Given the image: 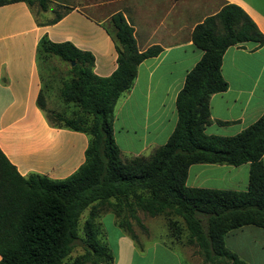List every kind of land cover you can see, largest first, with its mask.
<instances>
[{"label": "trees", "instance_id": "obj_1", "mask_svg": "<svg viewBox=\"0 0 264 264\" xmlns=\"http://www.w3.org/2000/svg\"><path fill=\"white\" fill-rule=\"evenodd\" d=\"M16 1L37 4L41 10L49 2L0 0V5ZM67 10L55 13L51 22ZM110 22L116 67L105 77L92 71L94 57L89 51L69 41L42 38L38 43L36 55L45 59V71L56 69L54 56L70 64L68 76L58 82L61 99L73 108L63 114L45 107L46 77L38 105L52 125L87 133L88 144L84 162L61 179L38 173L22 176L0 148V264H62L78 239L83 251L66 264H112L113 255L101 238L98 221L106 211L134 240L133 223L147 232L138 212L150 217L178 216L188 232L187 242L197 246L200 264H248L225 247L223 236L245 224L264 227V112L234 135L206 134L204 127L210 122V95L228 86L220 71L225 49L245 41L262 44L264 35L234 3H225L195 25L191 40L203 53L176 94L172 132L148 156L122 159L112 135L116 100L132 86L137 65L161 48L139 51L133 28L121 11L113 12ZM197 162H248L247 188L186 186L188 166ZM86 208L88 214L79 225Z\"/></svg>", "mask_w": 264, "mask_h": 264}, {"label": "crops", "instance_id": "obj_2", "mask_svg": "<svg viewBox=\"0 0 264 264\" xmlns=\"http://www.w3.org/2000/svg\"><path fill=\"white\" fill-rule=\"evenodd\" d=\"M53 3L46 10L24 1L0 5V148L22 176L38 173L61 179L70 175L84 162L89 138L85 132L52 125L38 105L42 83L53 75V69L37 68L40 39L69 41L89 51L94 57L92 71L108 76L116 67V51L111 27L105 22L113 12L121 11L133 28L139 51L150 46L161 48L137 65L132 86L122 92L114 106L112 135L120 157L127 159L148 156L172 132L177 119L176 94L185 74L203 53L191 40L195 25L225 3H234L264 35V0H124L122 7L110 13H101L91 5L69 4L68 10L51 22L60 12L57 8L64 6ZM220 71L228 86L210 95V122L204 132L230 136L264 112V43L245 41L228 46ZM248 173V162H197L188 166L185 185L245 190ZM108 214L112 215L109 230L103 223ZM98 221L106 233L112 264H200V258L185 248L149 239L142 219L147 232H136L133 224L136 240L115 224L112 212L101 213ZM223 241L248 264H264V227L245 224L230 229Z\"/></svg>", "mask_w": 264, "mask_h": 264}, {"label": "rangeland", "instance_id": "obj_3", "mask_svg": "<svg viewBox=\"0 0 264 264\" xmlns=\"http://www.w3.org/2000/svg\"><path fill=\"white\" fill-rule=\"evenodd\" d=\"M53 1H58L63 3L64 6H60L57 8L60 12L67 10L69 8V4H79L81 6H88L91 5L93 6V9L101 12V13H110L124 5L123 1L124 0H49L48 5L54 6L55 4ZM37 5V4H35ZM89 14L91 15H96L97 13L92 10V9H86ZM105 26L111 27L110 29L112 30V24L109 22H105ZM54 59H57L56 56H54ZM36 64L37 68H44L45 64V59L43 57L36 56ZM54 67L56 69H53L52 73L53 75L48 78L46 81L47 83H44V94H43V101L45 103V107L48 110H53L58 113H63V114H70L72 111L73 106L69 103H66L63 101L59 95V87L61 83H53L54 80H60L63 78H66L70 72V64L68 62H63L57 59L54 63ZM88 209L86 208L79 219V225H81L83 219L85 216L88 214ZM139 215L142 219V221L147 225L148 227V232H147V237L149 239H154V238H159L162 240L165 244L171 245V246H180L182 248H185L192 252L193 255H196L200 258L201 261V255L198 254L197 252V246L195 244H191L187 242L188 238V232L184 226L183 221L181 218L178 216L174 215H159L154 218H150L146 214L139 212ZM111 214H108L107 216L103 217V223L105 227L109 230L110 224H111ZM202 223L203 227L205 229L206 227V222L205 218H202ZM134 224V223H133ZM134 229L138 233H142V230L140 227L134 224ZM102 240H106V233L103 230ZM81 241L78 239L75 241V246L73 250L71 251L70 255L67 256L62 264H66L70 260H72L75 256L79 255L82 253V247H81Z\"/></svg>", "mask_w": 264, "mask_h": 264}]
</instances>
